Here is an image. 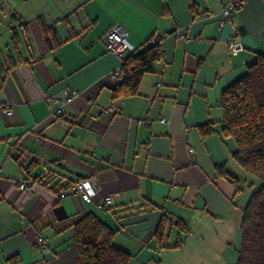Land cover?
<instances>
[{
  "label": "crops",
  "instance_id": "obj_1",
  "mask_svg": "<svg viewBox=\"0 0 264 264\" xmlns=\"http://www.w3.org/2000/svg\"><path fill=\"white\" fill-rule=\"evenodd\" d=\"M232 1L0 0V98L13 105L12 115L0 110V264H76L75 225L89 212L116 231L113 242L132 254L131 264H223V250L242 239L251 178L223 133L221 96L264 54V0H244L223 27L220 14L207 17ZM117 23L137 52L158 36L163 53L138 93L121 98L104 80L121 72L127 56L106 49ZM43 24H56L58 38ZM236 26L244 51L232 56ZM73 91L81 95L57 118L53 98ZM114 101L119 114L104 110ZM207 124L214 132L204 136ZM80 176L98 178L95 202L69 185L60 197V181ZM106 195L115 202L101 209ZM164 214L175 240L158 249L154 233ZM177 220L191 230L182 248L172 247Z\"/></svg>",
  "mask_w": 264,
  "mask_h": 264
},
{
  "label": "trees",
  "instance_id": "obj_2",
  "mask_svg": "<svg viewBox=\"0 0 264 264\" xmlns=\"http://www.w3.org/2000/svg\"><path fill=\"white\" fill-rule=\"evenodd\" d=\"M43 29L46 34L58 38L56 24H43ZM53 36L52 39L47 38L50 46H53ZM14 40L15 48L19 49L16 36ZM162 54L160 45L152 44L150 39L145 50L127 55L120 70L122 80L107 82L113 97L137 94L144 76L154 70V64ZM220 105L223 109V133L237 144L233 157L251 178L249 187H257L244 209L236 264H264V54H259L246 74L223 90ZM213 132V124L202 126L204 136ZM220 173L239 184V178L227 170L220 168ZM172 223L169 215L164 214L154 233L158 249L170 247L167 242ZM174 225L178 228V237L172 247L182 248L191 230L182 220L175 221ZM115 234L116 231L95 213L85 214L75 225L76 264H131L132 254L114 244Z\"/></svg>",
  "mask_w": 264,
  "mask_h": 264
},
{
  "label": "built area",
  "instance_id": "obj_3",
  "mask_svg": "<svg viewBox=\"0 0 264 264\" xmlns=\"http://www.w3.org/2000/svg\"><path fill=\"white\" fill-rule=\"evenodd\" d=\"M243 3L244 0H234L224 5L223 9L220 12L209 10L207 13V17L213 19L217 17L218 14H220L221 17L218 18L217 22L220 27H223L226 23L231 22L233 20L234 13ZM241 36L242 30L239 26H236L234 36L228 40V50L230 55L236 56L242 51H244V45L241 41ZM151 43L160 45V47L162 48L161 37H152ZM106 49L110 53L123 56L133 54L136 51V46L129 39L128 29L124 25L117 23L106 33ZM104 80L109 83H118L122 80V74L118 71H112L105 77ZM160 84L161 83H158V85ZM98 91V86L91 89V93L88 99L89 104H93L96 101ZM80 95L81 92L73 91L68 93L64 98L54 97L53 100L56 104L55 116L57 118H63L65 116V106L72 103ZM0 110H2L6 115H12L13 105L10 101H6L0 98ZM104 110L106 112H113L119 114L121 112V107L116 101H114ZM162 120L166 121L167 119L163 118ZM68 185L71 186L73 191L76 194L80 195L84 201L89 203L95 202V199L99 195V191L101 188L99 180L96 176H80L77 177L72 183H70L68 180H61L57 187L60 197H63L68 193ZM19 186L20 188L24 189L28 186V183L25 179H22L19 182ZM114 202L115 199L113 195H106L102 200L97 201V205L100 208H108L112 206ZM38 245L47 248V242L45 241V238L43 237L42 233L38 234Z\"/></svg>",
  "mask_w": 264,
  "mask_h": 264
},
{
  "label": "rangeland",
  "instance_id": "obj_4",
  "mask_svg": "<svg viewBox=\"0 0 264 264\" xmlns=\"http://www.w3.org/2000/svg\"><path fill=\"white\" fill-rule=\"evenodd\" d=\"M256 188L257 187H254V188L245 187L244 188V191H246L248 193L247 195H248L249 199H250V196H251L253 190H255ZM174 240L175 239H171L170 238L168 240V242H173ZM208 242L211 243L213 241H207V243ZM225 245H224V247H225ZM240 245H241V233L238 235V237L233 238L232 246H229L226 250H223L224 247L223 248H221V247L218 248L219 250H223L224 254H228L227 257H226V260L223 262V264H235L236 263V261L238 259L237 258V256H238L237 249L239 250ZM216 264H221V263L216 262Z\"/></svg>",
  "mask_w": 264,
  "mask_h": 264
}]
</instances>
